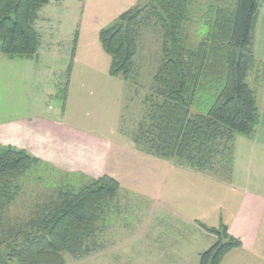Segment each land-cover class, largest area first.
Masks as SVG:
<instances>
[{
    "label": "trees",
    "instance_id": "obj_1",
    "mask_svg": "<svg viewBox=\"0 0 264 264\" xmlns=\"http://www.w3.org/2000/svg\"><path fill=\"white\" fill-rule=\"evenodd\" d=\"M50 1L0 0L3 54H37L36 22ZM261 1L236 0L232 7L210 9L208 30L194 46L187 32L190 0H149L101 29L100 43L111 57L110 74L123 80L135 69L142 27L154 23L163 33L153 77L155 102L132 138L142 152L217 175L225 160L231 169L237 134L253 138L260 122L264 61L256 58L254 43ZM251 74L255 86L249 82ZM39 164L27 150L0 144V264H66L65 253L77 257L102 247L97 244V223L121 188L109 174L78 186L65 180L26 221H8L21 191L19 179ZM202 226L217 241L200 253L199 264H221L228 252L242 246L227 225Z\"/></svg>",
    "mask_w": 264,
    "mask_h": 264
},
{
    "label": "rangeland",
    "instance_id": "obj_2",
    "mask_svg": "<svg viewBox=\"0 0 264 264\" xmlns=\"http://www.w3.org/2000/svg\"><path fill=\"white\" fill-rule=\"evenodd\" d=\"M148 1L51 0L40 11L36 28L44 47L47 48L48 44L53 43L60 50L71 53L69 58H65L64 79L60 78L64 83L56 91L58 95L50 97V100L44 99L45 80L41 82L34 77L31 83L29 78L25 79L23 69L17 71L16 82L0 78V85L2 90L5 87L3 82L6 85H16L18 95L22 96L18 113H24L25 107L36 111L37 106L33 102L41 96L38 106L44 110L60 105L59 112L51 111L52 115L46 116L49 118L47 120L64 118L67 122L63 121L62 127H59L60 134L63 128V137L46 138L48 143L38 137L36 144L39 148L34 146L37 154L13 145L27 150L41 164L19 179L21 191L7 214L12 225L26 221L31 216L32 209L50 200L63 181L78 186L107 173L105 160L108 151L104 149L102 139L90 137L83 130L107 136L112 143L130 140L140 150L132 138L155 102L153 77L162 56L163 33L154 23L142 27L136 66L128 80L117 76L112 77L113 80H105L111 57L104 52L99 33L101 29L114 24L124 11ZM235 2L236 0H190L191 13L187 24L189 45L194 46L207 32L209 25L206 14L210 9L232 7ZM261 4L255 28L258 44L254 46L255 54L259 57L264 53V0ZM79 41L84 43L74 51H77L80 60L91 64L90 69L95 70L91 73L84 68L80 69V66L74 68L72 50ZM84 53L86 56H83ZM249 82L251 86H255L254 74L250 75ZM30 88L32 93L29 92ZM26 94H32L34 99L29 96L24 98ZM4 100L5 94L1 93V101ZM25 102L28 103L26 106ZM3 103L1 109L5 110L7 107ZM113 129L115 133L112 136ZM243 136L245 135L238 133L236 143ZM112 152L115 151L112 149ZM114 160L115 156L113 163ZM121 161L125 164L126 178L120 179L118 197L97 223V244L102 247L77 257L65 253L66 264H151L152 256H142L140 247L144 242L152 241L150 239L153 237L154 227H173L185 231V228L196 225H208L207 215L214 216L223 212L219 206L214 210L215 204H228L224 195L215 194V186H211L215 193L206 191L201 194L200 188L195 187L191 191L188 179H200V174L178 163L170 161L174 166L167 167L168 171L156 176L149 168L140 165L138 159L123 157ZM228 165L225 160L220 165L218 175L229 181L234 175L241 178V169L231 166L228 170ZM115 172L119 174V169ZM194 237L196 238L195 234ZM206 239L207 236L202 234L199 241L204 243Z\"/></svg>",
    "mask_w": 264,
    "mask_h": 264
},
{
    "label": "crops",
    "instance_id": "obj_3",
    "mask_svg": "<svg viewBox=\"0 0 264 264\" xmlns=\"http://www.w3.org/2000/svg\"><path fill=\"white\" fill-rule=\"evenodd\" d=\"M83 43V41H79L77 47H73V65L74 68L80 66V69L84 68L91 73L92 70L95 71L93 68L90 69L91 64L80 60L77 51H74ZM257 44L256 35L254 46H257ZM86 54H88V57L90 56L88 52ZM86 54L84 53L83 56H86ZM70 55L71 53H68L67 50H60L53 43L48 44V47L45 48L41 41L37 54L31 57L7 56L0 51V78L8 82L11 79L16 82L17 71L23 69L25 79L29 78L31 83L34 77H37L41 82L45 80L43 82L45 83V88H43L44 99L49 98L50 100V97L58 95L56 91L61 89L64 83L60 78L64 79L65 58H69ZM256 58L264 61V53L260 57L256 54ZM39 62L40 64H38ZM106 69L105 80H113L112 77L114 76L110 74V67ZM59 72L60 76H58ZM3 83L5 84L3 90L0 85V143L27 148L32 153H36L38 151L35 150L34 146L38 147V144H36L38 137H42L41 139L45 140L44 143H48L46 138L58 139L63 137V128L61 134L58 131L59 127H62L63 121H67L64 118L61 120L58 118L47 120L49 118L46 117L52 115L50 114L51 111L52 113L59 112V104L56 107H49V109L44 110L41 106H38L42 98L38 96L33 102L37 106L36 111L25 107L24 113H18L17 109L20 101H22V96L18 95L16 85ZM29 92L32 93L31 88ZM1 93L5 94L4 103L1 101ZM28 96L34 99L32 94H26L24 98L27 99ZM2 103L7 109H1ZM27 104L25 102V106ZM258 105L260 122L254 137L243 136L238 143H236V138L234 141L232 166L241 169V178L234 175L231 181L224 180L217 174L187 167L188 170L200 174V179L187 180L191 191H193L192 187H195V189L200 188L201 194L206 191H212L213 193L217 191L215 194L218 196L219 193L224 195L228 202L226 206L215 204L213 209L215 210L219 206L220 209H223V212L214 216L213 214L207 215L208 225H203L216 228L227 225L229 233L242 241V246L228 252L221 264H264V82L258 91ZM83 131L89 134L90 137L102 139L104 149L106 152L108 151L105 160L106 174L114 176L119 182L121 178H126L124 177L126 174L124 172L125 164L124 161H121L123 157L138 159L140 165L149 168L156 176L168 171L167 167L174 166L168 160L136 149L130 140L112 143L109 140L110 138H106L107 136ZM114 133L113 129L112 136ZM112 149L115 151L114 153ZM52 152H55V150ZM117 169H119V174L115 172ZM211 186H215V192L211 189ZM147 233L149 234V231ZM152 234L153 237L150 239L152 241L144 242L140 247L142 256H152L153 262L151 264H199L200 253L217 241V236L206 230L202 224L185 228V231L173 227H154ZM202 234L207 236L204 243L199 241Z\"/></svg>",
    "mask_w": 264,
    "mask_h": 264
}]
</instances>
